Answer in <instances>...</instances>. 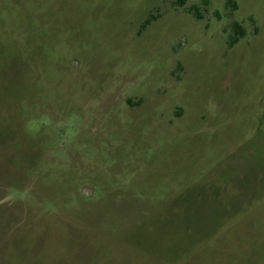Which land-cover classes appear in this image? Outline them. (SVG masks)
Instances as JSON below:
<instances>
[{
    "label": "rangeland",
    "instance_id": "374dc122",
    "mask_svg": "<svg viewBox=\"0 0 264 264\" xmlns=\"http://www.w3.org/2000/svg\"><path fill=\"white\" fill-rule=\"evenodd\" d=\"M175 1L0 0V264H264V0Z\"/></svg>",
    "mask_w": 264,
    "mask_h": 264
},
{
    "label": "trees",
    "instance_id": "16d2710c",
    "mask_svg": "<svg viewBox=\"0 0 264 264\" xmlns=\"http://www.w3.org/2000/svg\"><path fill=\"white\" fill-rule=\"evenodd\" d=\"M184 2H185V0H176V1H175L176 5H179V6L183 5ZM234 30L236 31V33H238L237 35H238L239 37H242V36L244 35V31L242 30V28H241L239 25L234 24ZM235 39H237V38H235ZM235 41H236V40H235ZM235 41H234V42H235Z\"/></svg>",
    "mask_w": 264,
    "mask_h": 264
}]
</instances>
